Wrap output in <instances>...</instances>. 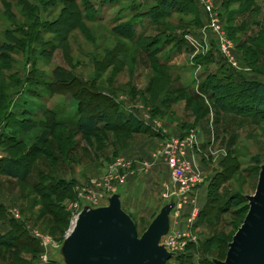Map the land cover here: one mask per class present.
I'll return each mask as SVG.
<instances>
[{
	"label": "rangeland",
	"instance_id": "1",
	"mask_svg": "<svg viewBox=\"0 0 264 264\" xmlns=\"http://www.w3.org/2000/svg\"><path fill=\"white\" fill-rule=\"evenodd\" d=\"M159 3L0 0V159L31 160L26 182L0 173V235L12 242L0 244V264H53L50 247L67 237L83 200L107 205L118 186H126L124 210L142 234L165 201V145L191 136L185 156L204 182L195 202L178 207L173 229H189L192 240L168 264L225 260L248 212L229 198L256 191L264 116L216 111L209 98L208 110L194 114L198 104L192 109L190 99L205 94L207 81L225 83L228 102L243 99L238 84L264 83V0H185L171 16H147ZM212 15L233 44L236 66L211 28ZM131 25L134 33L126 30ZM99 104L103 112L112 105L132 113L141 129L82 134V112ZM219 176L221 201L207 215ZM195 205L200 214L190 225Z\"/></svg>",
	"mask_w": 264,
	"mask_h": 264
},
{
	"label": "water",
	"instance_id": "2",
	"mask_svg": "<svg viewBox=\"0 0 264 264\" xmlns=\"http://www.w3.org/2000/svg\"><path fill=\"white\" fill-rule=\"evenodd\" d=\"M126 190L118 186L106 195L104 206L83 200L75 224L61 245L50 247L48 259L60 264H168L176 256L168 250L167 240L181 200L174 182L168 181L164 204L142 234L124 210ZM246 199L247 215L228 244L225 260L213 259L215 264H264V163L256 191Z\"/></svg>",
	"mask_w": 264,
	"mask_h": 264
},
{
	"label": "trees",
	"instance_id": "3",
	"mask_svg": "<svg viewBox=\"0 0 264 264\" xmlns=\"http://www.w3.org/2000/svg\"><path fill=\"white\" fill-rule=\"evenodd\" d=\"M183 3H185V0H160L159 5L155 6L153 11H151L150 14L146 15L153 18H156L158 16H171L172 12L178 10ZM73 9L74 11H76L74 12V14L75 19H77L79 17V12L77 11L78 9L76 7ZM126 30H129L134 33V25L131 28H127ZM8 48L9 47L7 45H4L2 47L3 50ZM59 76L63 77V75ZM66 81L68 80L65 78L60 79V82ZM203 88L205 93L212 94L211 98L214 100L216 105L223 111H237V113L239 114L254 112L256 114H263L264 116V83H261L259 81H245L242 84H238L237 89L241 91L239 94L243 96V99H237L235 100V102H228L226 100V97H224L227 96L228 90L225 83L223 82L219 83L216 80L207 81L206 83H204ZM224 93L225 95L222 96ZM97 97L102 101L105 100V97L103 95H99ZM109 110L110 111L108 112H103L101 110L100 104L96 105L94 108H86L82 112L77 123L79 131L84 135H93L101 128L116 131L128 128L133 132H139V130L141 129L140 120L132 113H125L123 111H119L117 107L112 105L111 107H109ZM197 110L198 109H196V112L198 113ZM112 115H115V119L112 118ZM40 140H43V136L40 138ZM228 158L231 159L232 156L230 155ZM232 159L235 160L236 158ZM230 166L231 165L227 166L226 162L225 168L227 171L232 170L233 167ZM0 173L10 178L16 179L20 182H26L31 174V160L28 155L22 157H3L0 159ZM222 178L223 176L216 177L214 182L209 187L210 202L207 205L209 207V212L207 213V215L212 211L216 210L215 205L220 204L219 202L221 201V198L219 193H217V190L220 187V182L222 181ZM229 203L233 206L246 205L245 210H249L248 200L245 196L232 195L229 198ZM204 216L205 213L204 211H202L201 217ZM3 243L12 244L9 239H6L4 236L0 235V244ZM188 257L190 259L192 255L190 254ZM184 258L187 259V257ZM52 262L53 264H56V262Z\"/></svg>",
	"mask_w": 264,
	"mask_h": 264
},
{
	"label": "built area",
	"instance_id": "4",
	"mask_svg": "<svg viewBox=\"0 0 264 264\" xmlns=\"http://www.w3.org/2000/svg\"><path fill=\"white\" fill-rule=\"evenodd\" d=\"M207 10L210 13L212 12V9L209 5H207ZM217 22V19L212 15L211 28L214 30L218 37L217 40L220 43L222 51L230 60V62L234 66H236L234 57L232 56L233 44L229 39H227L226 34L223 32L221 26L218 25ZM191 138L192 136L190 138H187L185 141H182V143H179V141L176 139H171L167 142L163 150L167 166L170 170V179H172L178 190V193L181 195V200L178 206L179 208L181 207L182 202H186L189 200H193V202H195L194 196L199 191L200 186L204 182V179L201 177L200 173L195 170L191 158L185 156L187 149V147H185V144L189 143V141H191ZM199 214L200 209L197 205H195L191 212V216L188 219L190 225L195 223V220H197ZM177 220L178 212L176 223ZM188 230L187 232H182L183 230H177L176 227L175 229H173L172 236H170L167 240V248L170 252L178 254L182 250H184L187 239L192 240V236L190 235V232ZM179 240H183V244H181Z\"/></svg>",
	"mask_w": 264,
	"mask_h": 264
},
{
	"label": "crops",
	"instance_id": "5",
	"mask_svg": "<svg viewBox=\"0 0 264 264\" xmlns=\"http://www.w3.org/2000/svg\"><path fill=\"white\" fill-rule=\"evenodd\" d=\"M179 94V93H178ZM177 94V95H178ZM205 94H208V93H205ZM205 94H203L202 92H200V93H195V95H192V94H190V95H192L191 96V102H192V104L190 105V107L193 109V103H196V104H198V108H196V109H198L197 111H198V113L196 112V110H195V108H194V114L196 113V114H199V112L201 111V112H206L207 110H208V107H207V103H208V98L209 99H211L212 100V98H211V96H207V97H205ZM177 95H175L176 97H177ZM180 95V94H179ZM204 97V98H203ZM207 102V103H206ZM212 102L216 105V103L214 102V100H212ZM204 109V110H203ZM191 110V109H190ZM215 110L216 111H218L219 110V108H218V106L216 105V107H215ZM191 111H193V110H191ZM170 180V176H169V179H168V181Z\"/></svg>",
	"mask_w": 264,
	"mask_h": 264
},
{
	"label": "bare ground",
	"instance_id": "6",
	"mask_svg": "<svg viewBox=\"0 0 264 264\" xmlns=\"http://www.w3.org/2000/svg\"><path fill=\"white\" fill-rule=\"evenodd\" d=\"M76 220V219H75ZM75 224V221L73 222V225Z\"/></svg>",
	"mask_w": 264,
	"mask_h": 264
}]
</instances>
